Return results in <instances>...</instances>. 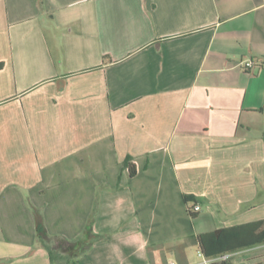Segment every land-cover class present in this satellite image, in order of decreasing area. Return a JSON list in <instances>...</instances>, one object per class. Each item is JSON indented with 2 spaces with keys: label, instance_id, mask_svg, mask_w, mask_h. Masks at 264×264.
<instances>
[{
  "label": "crops",
  "instance_id": "obj_1",
  "mask_svg": "<svg viewBox=\"0 0 264 264\" xmlns=\"http://www.w3.org/2000/svg\"><path fill=\"white\" fill-rule=\"evenodd\" d=\"M260 219L264 0H0V264H52L40 220L54 264H194Z\"/></svg>",
  "mask_w": 264,
  "mask_h": 264
},
{
  "label": "trees",
  "instance_id": "obj_2",
  "mask_svg": "<svg viewBox=\"0 0 264 264\" xmlns=\"http://www.w3.org/2000/svg\"><path fill=\"white\" fill-rule=\"evenodd\" d=\"M124 165L129 169L131 175L136 174V167L131 162V157L126 158ZM184 198L188 203L193 201L191 195H185ZM188 210L193 217L197 216V213L192 210V206ZM37 231L38 240L48 250L52 264L57 259L71 258L70 254L62 253L52 245L41 220L38 222ZM190 239L198 245L199 250L206 257L214 259L210 264H232V256L236 253L264 244V219L201 232ZM225 254H230L231 257L227 260H216Z\"/></svg>",
  "mask_w": 264,
  "mask_h": 264
},
{
  "label": "built area",
  "instance_id": "obj_3",
  "mask_svg": "<svg viewBox=\"0 0 264 264\" xmlns=\"http://www.w3.org/2000/svg\"><path fill=\"white\" fill-rule=\"evenodd\" d=\"M255 66H256V62L253 59H248L247 61H245L243 63V67L246 68L247 70H251ZM192 210L194 212H198L200 210V206L194 204L192 206ZM197 252H198V256H200L202 258V260L197 262L196 264H210L214 260V259H210V258L206 257L201 250H198ZM190 256L191 257L194 256V253H190ZM230 257H231L230 254H225L221 257L216 258V260H227ZM168 264H178V262L176 260H171V261H169Z\"/></svg>",
  "mask_w": 264,
  "mask_h": 264
},
{
  "label": "rangeland",
  "instance_id": "obj_4",
  "mask_svg": "<svg viewBox=\"0 0 264 264\" xmlns=\"http://www.w3.org/2000/svg\"><path fill=\"white\" fill-rule=\"evenodd\" d=\"M189 250L190 252L192 251L191 253H194V256L192 257L190 256L192 263L196 264L197 262L202 260V258L198 256V252H197L198 249L196 248V246H191Z\"/></svg>",
  "mask_w": 264,
  "mask_h": 264
}]
</instances>
